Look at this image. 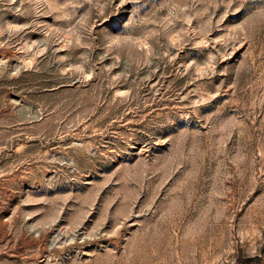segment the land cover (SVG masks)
Segmentation results:
<instances>
[{
  "label": "rangeland",
  "instance_id": "rangeland-1",
  "mask_svg": "<svg viewBox=\"0 0 264 264\" xmlns=\"http://www.w3.org/2000/svg\"><path fill=\"white\" fill-rule=\"evenodd\" d=\"M0 264H264V0H0Z\"/></svg>",
  "mask_w": 264,
  "mask_h": 264
},
{
  "label": "trees",
  "instance_id": "trees-1",
  "mask_svg": "<svg viewBox=\"0 0 264 264\" xmlns=\"http://www.w3.org/2000/svg\"><path fill=\"white\" fill-rule=\"evenodd\" d=\"M253 260H256V259H247V261H250V262L253 261Z\"/></svg>",
  "mask_w": 264,
  "mask_h": 264
}]
</instances>
